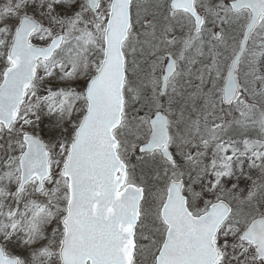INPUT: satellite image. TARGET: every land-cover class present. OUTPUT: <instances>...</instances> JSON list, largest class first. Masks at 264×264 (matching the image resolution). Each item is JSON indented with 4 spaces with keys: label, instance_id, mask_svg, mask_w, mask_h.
<instances>
[{
    "label": "snow or ice",
    "instance_id": "6c2138e0",
    "mask_svg": "<svg viewBox=\"0 0 264 264\" xmlns=\"http://www.w3.org/2000/svg\"><path fill=\"white\" fill-rule=\"evenodd\" d=\"M0 264H264V0H0Z\"/></svg>",
    "mask_w": 264,
    "mask_h": 264
},
{
    "label": "rangeland",
    "instance_id": "374dc122",
    "mask_svg": "<svg viewBox=\"0 0 264 264\" xmlns=\"http://www.w3.org/2000/svg\"><path fill=\"white\" fill-rule=\"evenodd\" d=\"M253 131H254V130H253ZM252 138H256V137H255V135H253V137H252ZM243 186H244V185H243V183H242V184H241V187H243Z\"/></svg>",
    "mask_w": 264,
    "mask_h": 264
}]
</instances>
